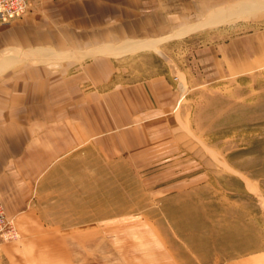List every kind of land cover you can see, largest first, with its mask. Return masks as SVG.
<instances>
[{"label": "crops", "instance_id": "1", "mask_svg": "<svg viewBox=\"0 0 264 264\" xmlns=\"http://www.w3.org/2000/svg\"><path fill=\"white\" fill-rule=\"evenodd\" d=\"M231 8V41L201 56L264 65V0H38L0 25V202L22 238L0 245V264H18L21 246L44 249L54 238L44 232L66 224L94 233L101 217L108 235L127 239L143 229L128 210L129 178L95 169L127 167L122 153L181 133L177 111L193 79L182 62L194 54L179 60L176 47L220 28ZM201 230V262L224 263V224L202 220Z\"/></svg>", "mask_w": 264, "mask_h": 264}, {"label": "rangeland", "instance_id": "2", "mask_svg": "<svg viewBox=\"0 0 264 264\" xmlns=\"http://www.w3.org/2000/svg\"><path fill=\"white\" fill-rule=\"evenodd\" d=\"M234 10L239 11L226 9L218 16L227 18L220 28L176 47L179 60L183 52L194 54L190 65L182 62L193 79L181 93L176 121L181 133L160 137L158 146L122 153L127 167L95 169L97 175L129 178L128 210L144 217L143 229L129 232L127 239L126 232L108 235L101 217L94 233L85 231L92 226L88 222L66 224L63 230L44 232V239L54 236L49 245L44 241V249L21 246L18 264H206L201 262L202 220L224 224L222 264H264V65L242 64L238 70L200 54V49L231 41ZM240 30H248L245 16ZM203 203L210 209L202 210ZM94 234L96 241H90ZM20 240L18 233L1 244Z\"/></svg>", "mask_w": 264, "mask_h": 264}, {"label": "built area", "instance_id": "3", "mask_svg": "<svg viewBox=\"0 0 264 264\" xmlns=\"http://www.w3.org/2000/svg\"><path fill=\"white\" fill-rule=\"evenodd\" d=\"M38 0H0V25H10L20 19ZM18 233L15 225L3 210L0 202V244L13 241Z\"/></svg>", "mask_w": 264, "mask_h": 264}]
</instances>
